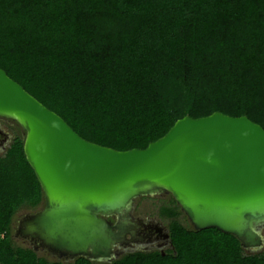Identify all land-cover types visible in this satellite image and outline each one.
Instances as JSON below:
<instances>
[{
    "label": "trees",
    "instance_id": "1",
    "mask_svg": "<svg viewBox=\"0 0 264 264\" xmlns=\"http://www.w3.org/2000/svg\"><path fill=\"white\" fill-rule=\"evenodd\" d=\"M0 68L79 136L117 150L145 147L184 114L246 115L264 129V0H0ZM160 199L172 249L107 263L38 255L14 241L20 209L42 206L15 134L0 154V264H264V247L194 230Z\"/></svg>",
    "mask_w": 264,
    "mask_h": 264
},
{
    "label": "water",
    "instance_id": "2",
    "mask_svg": "<svg viewBox=\"0 0 264 264\" xmlns=\"http://www.w3.org/2000/svg\"><path fill=\"white\" fill-rule=\"evenodd\" d=\"M0 118L19 127L41 190L42 206L14 231L35 250L106 263L133 252L117 248L134 240V200L156 194L170 195L194 230L230 234L247 253L264 247V129L246 115L184 114L145 147L117 150L79 136L0 68ZM162 236L156 248L172 249Z\"/></svg>",
    "mask_w": 264,
    "mask_h": 264
},
{
    "label": "flooded vegetation",
    "instance_id": "3",
    "mask_svg": "<svg viewBox=\"0 0 264 264\" xmlns=\"http://www.w3.org/2000/svg\"><path fill=\"white\" fill-rule=\"evenodd\" d=\"M15 134H19L21 136V131L19 127L14 122L8 119L0 118V154L6 150V148L9 146ZM163 195L165 194H160V195L156 194V196L158 197L163 196ZM134 211H135V206L133 209V216L139 222L136 228V232L133 235L134 240L132 242L125 244V246H121L117 249H122V248L134 249L135 251V250H141L142 248H146L149 250H158L156 248L157 245L163 246V236L162 235H163L164 229H167L166 226L163 225L160 222L161 219L159 220V218L156 216L151 217L152 215H150L149 213H146L145 215H135ZM17 220H16V223H17ZM15 229H16V224H15L14 231ZM16 236H19V235H16ZM21 238L23 240L25 239L32 246H35V243L29 241V239H27L26 237H21ZM37 248L41 249L40 247L36 246V249ZM162 248L165 249L166 247H162Z\"/></svg>",
    "mask_w": 264,
    "mask_h": 264
},
{
    "label": "rangeland",
    "instance_id": "4",
    "mask_svg": "<svg viewBox=\"0 0 264 264\" xmlns=\"http://www.w3.org/2000/svg\"><path fill=\"white\" fill-rule=\"evenodd\" d=\"M165 196L166 195H163V196L158 197L156 195H153L151 197H147V196L137 197L134 200V203H135V211H134V214L135 215H145L146 213H149L150 215H152L151 217L156 216V217L159 218V220L161 219L160 222L163 225H165L166 224V220H164L165 218L162 219V218H160L157 215L158 207L161 204V199L160 198L163 199ZM25 213H28V212H25L24 209H20L19 214L16 215V217H15V220L17 218H19L21 215L25 214ZM15 220L13 222V228H15V226H14L15 225ZM181 221L184 223L186 220H184V219L182 220L181 219ZM263 233H264V229H263ZM14 241H15L16 244L23 245V246H25L26 244H29L25 239L24 240L21 239L20 236H17V238H15ZM36 252H37L38 255H42V256H44L47 259H57L55 257V255H52V254L48 253L44 249H38L37 248L36 249Z\"/></svg>",
    "mask_w": 264,
    "mask_h": 264
}]
</instances>
